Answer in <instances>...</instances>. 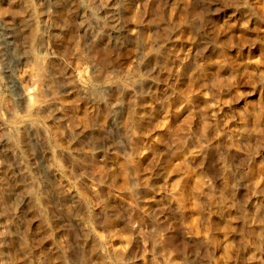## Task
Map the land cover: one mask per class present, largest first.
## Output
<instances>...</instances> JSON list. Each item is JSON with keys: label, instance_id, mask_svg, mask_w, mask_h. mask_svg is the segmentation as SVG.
I'll use <instances>...</instances> for the list:
<instances>
[{"label": "rangeland", "instance_id": "1", "mask_svg": "<svg viewBox=\"0 0 264 264\" xmlns=\"http://www.w3.org/2000/svg\"><path fill=\"white\" fill-rule=\"evenodd\" d=\"M5 26L0 264H264V0H0Z\"/></svg>", "mask_w": 264, "mask_h": 264}, {"label": "bare ground", "instance_id": "2", "mask_svg": "<svg viewBox=\"0 0 264 264\" xmlns=\"http://www.w3.org/2000/svg\"><path fill=\"white\" fill-rule=\"evenodd\" d=\"M10 33L11 32H9V27H4V28H1L0 27V41L3 43V44H5V45H7L8 43H10L11 42V36H10ZM13 35V34H12ZM11 44V43H10ZM4 46V45H3ZM9 46V45H8ZM9 68V67H8ZM12 82H13V84H14V86H17L16 85V83H15V81H13L12 80Z\"/></svg>", "mask_w": 264, "mask_h": 264}]
</instances>
